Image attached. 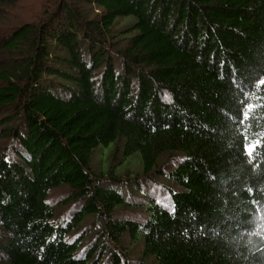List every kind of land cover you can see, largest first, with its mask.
Wrapping results in <instances>:
<instances>
[{"label": "trees", "instance_id": "16d2710c", "mask_svg": "<svg viewBox=\"0 0 264 264\" xmlns=\"http://www.w3.org/2000/svg\"><path fill=\"white\" fill-rule=\"evenodd\" d=\"M18 1L5 264H264V0H53L13 26Z\"/></svg>", "mask_w": 264, "mask_h": 264}, {"label": "rangeland", "instance_id": "374dc122", "mask_svg": "<svg viewBox=\"0 0 264 264\" xmlns=\"http://www.w3.org/2000/svg\"><path fill=\"white\" fill-rule=\"evenodd\" d=\"M53 4V0H19L15 6L8 5L7 9L11 10V14L7 17L10 25L17 26L23 24L25 21H38L42 17L43 13L47 10L45 7H49ZM127 192V191H126ZM132 193V192H131ZM128 215L132 218L141 219L144 214L139 210H133L131 208L125 211L120 210L117 215ZM6 234L0 229V244L7 240ZM126 246H130L129 238H125ZM140 245H134L132 248L136 257L140 254ZM130 254V253H129ZM4 253L0 250V264H5ZM131 255V254H130ZM132 256V255H131ZM134 258V257H133Z\"/></svg>", "mask_w": 264, "mask_h": 264}]
</instances>
